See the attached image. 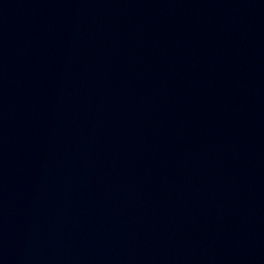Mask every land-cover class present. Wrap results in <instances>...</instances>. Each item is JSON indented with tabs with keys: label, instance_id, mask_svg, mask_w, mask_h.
<instances>
[{
	"label": "water",
	"instance_id": "water-1",
	"mask_svg": "<svg viewBox=\"0 0 264 264\" xmlns=\"http://www.w3.org/2000/svg\"><path fill=\"white\" fill-rule=\"evenodd\" d=\"M0 264H264V0H0Z\"/></svg>",
	"mask_w": 264,
	"mask_h": 264
}]
</instances>
